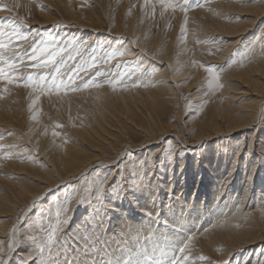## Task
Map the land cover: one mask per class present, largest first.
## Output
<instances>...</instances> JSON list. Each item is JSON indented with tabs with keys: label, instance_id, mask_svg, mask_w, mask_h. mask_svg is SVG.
<instances>
[{
	"label": "bare ground",
	"instance_id": "6f19581e",
	"mask_svg": "<svg viewBox=\"0 0 264 264\" xmlns=\"http://www.w3.org/2000/svg\"><path fill=\"white\" fill-rule=\"evenodd\" d=\"M9 1L14 4L21 5L24 8L29 7L26 0ZM46 1L48 6L52 8L48 7L49 9L47 11H40V15L42 16V20L40 21L54 22L58 19L57 14L61 15L62 11L68 14V19L71 23H76L78 24L76 27H80L82 30L91 32V36L101 32L106 33L107 29L104 27V25H106V27L109 26L118 32V35L128 36L131 42L132 39L135 42V38H137L139 44L143 46L140 48L144 51L148 49L150 53L157 52V54L148 55L150 58L149 60H152L154 65H152V68L147 71L148 75L146 76L145 74L146 78L143 83H146L144 84L146 86L143 85L138 89H132L130 92H127L128 94L123 93V96L107 85L92 87L90 89L88 88L89 90L83 89L81 91L72 94L69 93L68 95L63 96H52V94L47 93L46 95L40 94L41 96L38 100L34 101L31 106L33 107L34 105H39L41 109H39L34 115L30 116L31 120H29V115L27 116L25 112V110H31L30 106H27L24 110L21 109L20 103L25 106V104H27V100L32 98L31 95L35 94L33 95L34 97L39 95L38 93L36 94L30 88L21 86L16 94H13V89H11V91H9L10 94L6 99H0V129H11L14 133L16 132L21 135L24 138L21 142H23V145L25 144L27 147L22 148L20 145V150L18 149L19 151H17L22 152L23 150L38 149L37 146H41L43 149L48 151V153L47 151L44 152L45 157L41 156V153L40 157L44 160L41 163L42 166L39 167H33L30 161L23 162L19 159L25 156L21 153H18L17 155L14 154L16 157L11 158L9 162H3L4 166L1 169H4V171H7L5 168H11V172L13 171L15 174L18 173L20 174L19 176H21V174H25L26 177H22V180L17 183L3 180L5 178H2V180L0 179L3 183V188L1 187L2 189L0 190V242L6 244L8 242L7 240L12 239L11 237L13 235V238L15 236V245L17 246L19 243L20 247L22 246L23 249L27 250L28 248L25 244L26 238L23 233L24 226L27 225L32 217L30 215L29 218V214H31L33 210H31V206H35L38 199H41V197L43 198L46 193L48 194V190L51 189V187L54 189L58 186V184L63 182L68 183L79 179L82 180L85 174L91 173L97 168L100 169L105 162L114 165L117 161H123L121 164L123 166L122 175L125 176L127 171L125 173L124 168L126 167L127 170V162L130 159L131 162H135L134 158H137L136 156L134 157V151L140 149L141 146H150L153 142L160 141L161 144L154 149L155 151L152 153V157L150 159L152 162H154V160H158L157 158L159 157L162 159L165 151H167L166 139L168 138L167 140L172 141L171 144L173 145L171 147L173 149L171 154L172 157L169 158H175V155H178L181 158L179 173L183 172V176L186 177V182L184 178L183 182L190 185L192 180L190 177L187 178L188 174L190 175V171L187 172L186 169L187 158L192 157L189 154L196 152L197 155L199 154V156L196 157L197 159L200 157L203 159L204 157L205 161L203 160L200 162L201 160H198L194 165V171L196 173L198 170L203 174L208 172L207 176L203 177L202 174V176L196 180L194 193L197 197L202 195L204 198L201 200L209 198L208 196L210 195V191H213L215 184H218L220 188L223 187L220 194L221 197L226 195L227 192L232 194L234 193L235 196L238 192V177H240L238 174L236 176V173L239 170L236 167L238 156L241 160L246 154L245 160L252 164V169L248 175V179L242 186L243 191L240 199L237 202H230L225 205L224 209L218 213L217 217L214 218L212 222L204 225V228L201 225L200 230H196L192 233L194 234V238L192 239L189 247L193 250V252L198 254L200 257V253H203L204 257H206V259H203L204 262L210 263L212 262L211 259H215L216 261H219L218 264H224L225 262H227L225 264H232V258H238L239 255H237V253L240 251H256L259 253L260 250L264 249V200L256 203L254 199L251 197L249 198L251 189L254 186L253 181L256 179L255 172L257 166L262 165V169H264V108H262L264 104V56L259 57L257 55L256 58L245 64L244 67L238 66L224 71V74L222 75L225 76L227 74L228 81L222 92H229V95L231 94L230 92H232V95L229 96L228 100L224 103H212L208 109L206 117L203 118L205 120L197 116L191 117L189 114L188 116H185L184 111H187V108H184V105L176 104L177 108H171L172 101H180L183 89L191 91L194 88H198L199 90L195 91L190 96L197 95V99H201V94L203 93L206 85L203 81L206 77L205 71L202 69L203 67L200 68L192 66L186 58L187 55L183 56L182 53L178 54L179 51H182L181 49L184 46L186 47V43L183 41L186 40L193 42L194 39L192 33H196L200 38L206 37L207 39L214 41V43L217 42L218 45H220H217L219 47L217 48L219 52L214 51L217 53L215 56H208L205 54L202 57L205 58L207 65L214 62L215 64L219 63V66L222 65L224 61L233 56L234 52L237 51V46L253 29V27H256L260 22L264 21V0H194L196 3H202L203 7L189 10L186 14V24L185 13L179 7L176 8L175 12L171 9L163 11L157 0H150V3L147 6L142 4L144 0H137L136 8H134V11L131 13H125L123 11L125 6L128 5L127 3L134 4L133 1L135 0H123L124 4L122 7L114 9V7L111 6L112 8L110 9V14L105 17L107 19L102 17L101 13L97 11L98 7L95 8L93 6L94 3L88 8H85V10H79L73 5V0H71V2L68 0ZM94 1L98 3V6L102 5L103 7H106L111 5V2H109L110 0ZM152 4H156L155 10L160 12L159 15L161 17L159 16L158 18L162 21H165L169 18V16H171L169 19L172 22V25L169 26L170 28H166L165 30L164 28H158L156 18L150 17L151 15L149 16V14L145 16L144 13L143 15H141L142 13L139 14L141 11L144 12L147 9L150 10ZM162 12L163 15H161ZM113 13H115V15L110 17ZM182 28H185V33L187 32L185 37L180 35L182 34ZM250 34L251 33H249V35ZM260 40L264 41V25L263 28L260 29L259 34L252 36L248 41L249 43L244 44L243 46L250 45L255 51L260 49V51H263L264 53V47L255 49L256 43ZM167 41H169L168 44L163 46V44ZM214 46L216 47V45ZM127 47L131 49V51L129 50L130 52H128L130 55L137 53L130 42L127 44ZM187 48L189 47L187 46ZM210 48L212 49L211 46ZM203 52H205V50ZM136 56L138 55L128 57L129 59H137ZM162 64L166 65L165 69L161 66ZM253 73H255L254 75L260 74V76L257 75L254 77ZM186 76L191 77V80L187 84L183 83L184 85L181 86L179 81L184 79ZM235 80L238 81L234 83ZM240 81L242 82V86H239ZM59 94L57 93L56 95ZM92 95H98V98H96L98 100L97 103L98 105L104 107L103 110H98L97 112H95V110L91 111L95 114H93L90 119L86 117V122H83L82 124L76 123L77 126L70 124L68 129H70L72 134L69 138L67 137L69 140L64 144V146H59L55 143L51 138L52 136L50 137L46 131L42 134L41 139L38 137V139H40V143L33 142L34 144H27L26 137L29 136L27 134L35 132L36 130L42 132L46 121L48 118L50 119L53 114H55L58 119L59 116L63 118L60 120H68L70 115L72 113L74 114L75 111L77 112L81 106L88 107V104L94 99L92 98ZM110 97H112L114 103L122 100V102L118 104L120 109H116L113 106L108 107L107 101ZM237 98H242V101L238 104L236 103L238 102ZM10 100L12 101L9 102ZM7 103H9V105ZM117 111L118 114L122 113L127 117V122L131 123L130 127L120 125L115 120L113 115H117ZM50 114L52 115L49 116ZM174 114L178 116L176 118L177 122L173 121V118L171 117V115L173 116ZM33 116H35V119H32ZM183 116H185L184 124L187 125V130L183 128L184 126L180 125V121L183 119ZM78 117L80 118V116ZM261 117H263V120ZM69 123L70 122L67 124L66 122L63 124L64 126H69ZM253 128L255 134H252L254 132L248 131V129ZM131 129L140 130L143 137L139 140L131 139L132 135L128 134ZM242 130H244L243 133ZM24 133L26 136H23ZM247 133L249 137L247 150V146L240 149L243 150L242 154H239V150V152L234 156L235 158H233L229 170L226 173H224V167L221 166V160L224 156H230L231 158L233 155L232 149L225 151L222 155L216 156L213 163L211 159L213 155H206L200 152L202 143V150L206 147L209 152L211 151V148L212 152L219 151L226 149L227 142L233 140V136L241 135V137H243L241 139L242 141L247 138ZM220 136H223L224 138H222L219 142L213 143L209 148V144L206 140H212ZM260 137L263 139H260ZM74 138L76 140H74ZM188 138L191 139L190 144L187 142ZM237 139L240 138L237 137ZM242 143H244V141ZM187 144L189 146H185ZM195 145H197L198 149ZM10 148L12 151V145ZM256 148L258 156L255 153ZM1 153L3 154V151H1ZM11 153L13 154V152ZM23 153H26V151ZM27 155H29L28 151ZM145 157L147 158V155H145L142 160L140 159L137 164L144 163ZM166 159L167 158H165L164 161L162 160L159 162L157 168L162 169L165 166ZM202 163L205 168H202ZM154 168L155 165L149 167V175H152ZM143 170L144 169L142 168L138 174H142ZM102 171L106 170H98L95 174L92 172L91 176L94 175L97 177ZM222 173L223 178L221 177L222 179L218 182L217 178L220 177ZM10 174L11 173L9 172V175ZM136 182V180H132L129 185L128 181L126 182V180H124V186L126 185L127 189L125 194L128 193L127 196L131 199V201H127V206L129 205V207H127L126 213L129 214L132 204L136 207V209L138 208L137 210L139 212L150 213V206L148 203L149 199H145V196H148V186L146 183ZM189 185H187L186 188H189ZM228 186V190L224 191V189ZM151 187L154 190L152 193L153 198L156 199L158 196V188L155 186V182L152 183ZM259 187L262 188V184ZM91 188H95V186H92ZM159 190L161 189L159 188ZM131 192L134 193L131 194ZM220 195L217 198H219ZM229 195L230 194H228V196ZM262 195L264 196V193ZM174 197L177 198L176 196ZM76 198L77 199H75V201L78 200L79 196H76ZM215 198L216 196L213 197V199ZM119 201H121V199ZM224 202L225 201H223L222 204ZM199 203L200 201H198V204ZM202 203L203 202H201L199 206H202ZM205 203H207V201ZM110 209L114 208L112 207ZM18 212H21L20 218L13 223L10 229L9 225L14 221V216ZM27 214L28 216H26ZM126 218L127 216H124L122 221L119 220V223H123V221L124 223L128 222ZM23 219V225H21L18 230L16 228L13 233L15 225ZM178 219L183 220L184 218L178 217ZM24 223L26 224L24 225ZM200 224L201 222H199V225ZM77 228H79V226ZM106 241L105 243L108 242ZM104 246L106 248L107 245L104 244ZM11 254L12 251H6L7 257H11ZM19 255L24 254L20 253ZM248 255L249 254H246V257H248ZM94 256L96 257V255ZM57 257L59 256L57 255ZM230 257L231 259L228 261V258ZM247 261L248 260L245 258L243 261H236L235 264H249L250 260L248 262ZM38 263L40 264V262ZM252 264H264V254L259 259L255 258L254 261H252Z\"/></svg>",
	"mask_w": 264,
	"mask_h": 264
},
{
	"label": "rangeland",
	"instance_id": "374dc122",
	"mask_svg": "<svg viewBox=\"0 0 264 264\" xmlns=\"http://www.w3.org/2000/svg\"><path fill=\"white\" fill-rule=\"evenodd\" d=\"M26 1L28 2V5H29L28 8H24L21 5L14 4L13 2L11 3L9 0H0V4H2L5 7V10L0 11V22H3L5 24H7L9 20L17 22L23 25L21 30L28 36V39L26 41L17 42L18 44L21 45V47L18 48L17 51H19L20 53H24L25 51L30 50L33 45L41 46L42 42L46 41L47 36L49 34L53 36L63 37V39L59 42L57 47L58 48L63 47V48H66L67 50L64 53H62L61 56H58L56 58L55 64H50L47 68L29 67L28 65L37 63V61L29 60L27 56H24L23 57L24 62L17 65V76L18 77L23 78L29 74H33L35 78V75L37 74L46 73L48 75V79L50 82L51 78L56 75L55 68L60 67L61 69L60 75L62 77H64L65 79L69 75H72L74 77L75 84H73L71 87L75 88L77 85L82 86L85 82L90 81V78L94 75V73L99 70V71H103L107 73L108 75L96 77L95 82L102 83V86L107 85L108 87L113 89L111 84L105 82L107 80L116 79V77L113 74L131 72L132 70H137L135 72V75H132L130 79L127 76H125L122 81L117 83L115 90L119 92L120 94H122L123 96V93L128 94L127 92H130L132 89H138L140 88V86H143L144 84H146L143 82L146 76L148 75L147 71H149L150 68H152V65H154L152 63V60H149L150 58L148 55L150 54L156 55L157 52L150 53L149 50L146 48H145L146 51H144L142 48H140L143 46L139 44V41L137 40V38H135V42L133 41V39L131 42L128 36L126 37L124 35H118L119 34L118 32H116L114 29H112L109 26L106 27V25H104V27L107 29L106 33L101 32L99 34L97 33L98 35L95 34L94 36H91L92 35L91 32L82 30V28L80 27H76L78 26V24L76 23H71V21L68 19V14L62 11H61L62 13L61 15L57 14L58 19L55 20L54 22H43V21H40L42 20L40 11H43V10L47 11L49 8H52V7L48 6V3L46 0H26ZM68 1L71 2V0H68ZM109 2H111L110 3L111 5L103 7L102 5L98 6V3L94 0H73V5L79 10H85V8H88L94 3L93 6L95 8L98 7L97 11L100 12L102 17L105 18L110 14V9L112 7L116 9L118 7H122V5L124 4L123 0H114V1L110 0ZM133 2L134 4L127 3L128 5L125 6L123 12L125 13L133 12L134 8H136L137 0ZM142 4H145V0ZM127 6L130 10L127 8ZM151 8L152 7H150V10L147 9L144 12L141 11L139 14L142 13L141 15H143L144 13V16L149 14V16L151 15L150 17L156 18L158 28H161V29L164 28V30L166 28H170L169 26L172 25V22L169 20L171 16H169V18L166 17L167 19L165 18L166 20L162 21L160 18H158L160 16L159 15L160 12L155 10L154 11L155 14H151L153 13V8L152 9ZM8 9H11V11H9ZM113 15H115V13L110 15V17ZM263 25H264V21L260 22L256 27H253V29L249 32L251 34L249 35L248 33L245 36V38H243V40L237 46V51L234 52L231 58L224 61L222 65L219 66V63L215 64V62L208 64V65H214V64L216 65V68L219 72V77H220L219 83L222 85V87L210 89L207 83L208 74L205 72L206 77L204 78L203 81L206 83V85H205V89L203 90V93L201 94L202 96L201 99H197V95L190 96L192 93L199 90L198 88H194L191 91L183 89L184 92L183 91L181 92L180 101L178 100L172 101L171 108L176 107L178 104L184 105V108H187V111L185 109H184L185 111L183 110L185 116H188L189 114V116L191 117L197 116L203 119L206 117L208 109L210 108L212 103L215 104L218 102H222V103L226 102L229 96L232 95V92H230L231 93L230 95H229V92L228 93L222 92L225 89L224 87L226 86V83L228 81L227 74L225 76L222 74H224V71L230 68H233V67H238V66L244 67L245 64H247L248 62H251L254 58H256L257 55L259 57L264 56L262 55L264 54L263 51H260V49L255 51L254 48H252L250 45L243 46L244 44L249 43L248 41L250 40L252 36L259 34L260 29L263 28ZM186 33H182L180 35L182 37H185ZM192 34H193L194 41L189 42V41L184 40L183 42L186 43V47L184 46L181 49L182 51H179L178 54L182 53L183 56L187 55L186 58L188 59V61L190 62L192 66L201 68L207 65L205 58L202 56L205 54L208 56L209 55L215 56L217 54L215 52H219L217 48H219L218 46L220 45H218L217 42L214 43V41H211V39H207L206 37L200 38L199 35H197L196 33H192ZM73 39L76 41V44L69 45L68 42ZM117 40H119L120 42ZM129 42L134 47V50H136L137 52L133 54V55H138L136 56L137 59H134V58L129 59L128 56L132 57L133 55L127 54L122 57H117L109 61L108 63H103V60L106 58L105 54L111 51L112 49L122 48V50L127 49L126 50L127 53L130 52L131 49L127 47V44ZM168 42L169 41L165 42L163 46H166ZM214 45H216V47ZM187 46L189 48H187ZM210 46L212 47V49L210 48ZM262 47H264V41L260 40L259 42L256 43L255 49L262 48ZM204 50L205 52H203ZM69 53H72L75 59L71 61H67L66 64L61 66L60 61L62 59L66 60ZM92 57L96 58V67L89 69L87 72L77 71V69L80 67L82 63H84L85 61H90ZM161 66L165 69L166 65L162 64ZM202 69L204 70V67ZM254 74L255 73H253L254 77L258 75V74L257 75H254ZM258 76H260V74ZM190 80H191V77L186 76L184 77V79L179 81V84L181 83V86H182L184 84H187ZM237 81L238 80H235L234 83H236ZM241 83L242 82L240 81L239 86H242ZM21 86H17L16 82L12 84H6L5 82L0 81V94L2 96V98L0 99H3V98L6 99L7 96L10 94L9 91H11V89H13V94H16L18 92L19 87ZM5 87L9 89L8 92L2 91V89ZM92 87L94 86H91L90 84V86L87 87L86 89L84 87H80L79 90H76V91H72L71 88L66 89V90H61L58 92L57 91H46L41 95H46L47 93V94H52V96H63V95H68L69 93L72 94V93L81 91L83 89L89 90ZM33 92L36 94L38 93V91H33ZM57 93L58 94L60 93V94L56 95ZM28 94H31V93H28ZM33 95L35 94L31 95L32 98L29 99L30 102L29 100H27V104H25V106H23L24 104L20 103L21 109H24V110L26 109L27 106H30L31 110H25L26 115L27 116L29 115L28 116L30 118L29 120H31V117H30L31 115H34L35 113H37L39 109H41L39 105H34L33 107L31 106V104L34 103V101L38 100L37 96L39 97L41 96L39 94L33 97ZM97 96L98 95H92V98L94 99L91 101V103L88 104V107L87 106L82 107L80 104L82 108L79 106L80 109L77 111L78 113L76 111L74 112V114L72 113L73 115L71 114L68 120L63 121V120H60V119H63L62 117L59 116V119H58V117L55 114L53 115L50 114L49 116L51 115L52 116L50 117V119L48 118V120L46 121L44 130L42 132H39L38 130H36L35 132L27 134L29 135L27 136L28 138L26 137L27 144H32L33 142L40 143L42 134L45 133L46 131V133L50 135V137L52 136L51 138L54 140L55 143H57L59 146H64V144L69 140L68 138L72 134L70 129H68L70 127V124L76 125V126H77L76 123L82 124L83 122H86V117L90 119L93 116V114H95L94 112H91V111L95 110V112H97L98 110H103L104 107L98 105L97 103L98 102V100L96 99L98 98ZM95 99H96V102H95ZM237 99H238L237 100L238 102H236L237 104L240 101H242V98H237ZM11 101L12 100H10L9 102ZM113 101L114 100L112 99V97L108 98V101H107L108 107L113 106L116 109L117 108L120 109V106L118 107V104L122 102V100L117 101V103H114ZM7 104L9 105V103ZM262 108H264V104ZM116 113L117 115H113L115 120L120 125H123L125 127H130L131 123L127 122V117L120 112H119L120 114H118V111ZM176 115L175 114L173 116L171 115V117L173 118V121L175 122H177L176 118L178 117ZM78 116H80V118ZM185 116H183V119H181L180 125L184 126L183 128L187 130V125L184 124ZM261 118L263 120V117ZM81 119H84V120H81ZM66 122L67 124L68 122H70L69 126L66 125L67 127L64 126ZM57 125H59V127H57ZM243 131L244 130H242V133ZM248 131L254 132V128L248 129ZM55 132L57 133V135L54 136L53 133ZM128 134L132 135V138L131 137L130 138L133 140H139L143 137L142 132L140 130L131 129V131ZM252 134H255V132ZM246 135H247L246 136L247 138L243 139L242 141L241 139L243 137H241V135L233 136L234 137L233 140H230L227 142L226 149H222V150L214 151V152H212V148L210 152L207 150L206 147H204L202 150V145H203L202 143L200 147L201 148L200 152L206 155H209V154L211 156L213 155L211 157L212 163H213L216 159V156L222 155V153H224L225 151L232 149L233 150L232 157L230 158V156L228 157L224 156L221 160V166L224 167V171H225L223 172L226 173L229 170V167L232 163L233 158H235L234 156L239 152L240 149H242V147L245 148L247 144H249L248 133ZM23 136H26L25 133L23 134ZM0 137H2V139H0V145L5 146L4 147L5 149H3V154L0 151V157H3V158H0V164H1L0 165V170H1L0 179L1 180L2 178H5L3 180L12 181L13 183H17V182H20V180H22V177L23 178L26 177L25 174H21V176H19L20 174L18 173L15 174L13 171L11 172V168L10 169L5 168L7 169V171L6 170L4 171V169H1L4 166L3 162L7 163L9 162L11 158L16 157L14 156V154L17 155L18 153H21L25 155L19 159H21L23 162L30 161L33 167L42 166L41 163L44 159H42L40 155L42 153L41 156L45 157L44 152L47 151L46 149H43L41 146H37L38 149L35 148L36 150L31 149L32 151L31 150L22 151V148L26 147V145L25 144L23 145V142H21L22 140H24V138L21 135L17 134L16 132L14 133V131L11 129L9 130L0 129ZM38 137L40 139H38ZM237 137H239L240 139H237ZM262 137H260V139H263ZM222 138L224 137L220 136L212 140H206V142H208L209 148H210V146L213 143L219 142ZM167 139H166L167 151H165V154L162 157V159L161 157H159L160 160L159 158H157L158 160H154V162H152V160L150 159L152 157V153L155 151L154 149L158 147L159 144H161L160 141H155L150 146H141L140 149H138L137 151H134L133 152L134 157L136 156L137 158H134L135 162H131V159L127 162V167H128L127 170H126V167L124 168V172L126 173L127 171V174L125 176L122 175L123 166L121 164L123 161H117V163H114V165L105 162V164L101 166L102 168L100 167V169L97 168L95 171H92L93 174H95L96 172H98V170H101V169L106 170V171L100 172V174L97 173L98 174L97 177L94 175L91 176L92 175V172H91V173L85 174L82 180L79 179L77 181H72L68 183L63 182L61 184H58V186H56L54 189H52L51 187V189L48 190L49 191L48 194L46 193L47 195L45 194L43 198L41 197V199H38L36 201L35 206H31L32 207L31 210L33 209L31 214H29V218H30V215L32 216L31 220L27 223V225H25L26 223H24L25 226H24L23 234L25 235V238H26L25 244L28 249L25 250L22 248V246L20 247L18 242H17L18 245L16 246L15 245L16 243L14 241L15 236L13 238V235L11 237L12 239L7 240L8 242L6 244L5 243L3 244L2 242H0V247H3L4 249L2 258L6 261V264H39L38 262H40L39 260L40 258L37 255V249L38 247H40V240L38 239L37 241L34 242L30 240L29 237L32 235H37L38 237L42 236L43 234L38 232L42 214L45 213V210L54 208L55 205L63 204L65 201H70V203L68 204V208L70 212H68V224L64 228L63 232L60 233V236L63 238L61 240L62 247H60V250L58 252L54 251V254L51 256H48L47 254H45L44 255L45 264H84V263L85 264H99V263L109 264V262L113 258H120V257H123L126 261L130 257L133 261V264H135V260L138 258L141 260H144L145 264H151V262L147 261V256L144 253H142L141 251L142 249H144L145 247L148 248L149 249L148 254H150L153 244L159 241L164 236H167L169 239H176L177 234H179L180 239L182 240L185 239L188 235H192L194 231L200 230L201 225L204 228V225H207L209 222H212L214 218L217 217L218 213L224 209L225 205L229 204L230 202L232 203L237 202L240 199V196L243 191L242 186L245 184L246 180L248 179V175L252 169L251 167L252 164L248 162L247 160H245L246 154L243 156L241 160L239 156L237 158L236 167L239 170L237 171L236 176L238 174L240 175V177H238L239 178L238 185H237L238 192L236 193V195L234 196V193L232 194V193L227 192L226 195L221 197L220 194H221V191L223 190V187L220 188L218 184H215L213 191H210V195L208 196L209 198L201 200L204 197L202 195L197 197L194 193V188L196 185V180L200 178L203 173H201L199 170L196 173L194 171V165L198 160L199 161L201 160L200 162H202L204 160V157L203 159L201 157L197 159L196 157H198L199 154L197 155L196 152H193V154L188 153L190 156H192V157L187 158V168L186 169H187V172L190 171L189 172L190 175L188 174L187 178L190 177L192 179V180L190 179L191 182L189 185L188 183H185L186 177L183 176V172L179 173L181 158L178 155H175V158L173 157L172 159H170L172 157L171 154L173 152V149L171 147L173 145L171 144L172 141L167 140ZM74 140L76 139L74 138ZM243 141L244 143H242ZM187 142H189L188 144H190L191 139L188 138ZM188 144L185 146H189ZM11 145L13 149L12 151H11V148L8 147ZM20 145L22 147L21 148L22 152H18L20 150ZM195 147H197V145H195ZM247 148L248 146L246 147V150ZM5 150H7L8 152ZM256 150L257 148L255 149V153L258 152ZM25 151L26 153H23ZM27 151L29 152V155H27ZM11 152H13V154ZM242 152L243 150H240L239 154H242ZM9 153L12 154L11 158H8ZM145 155H147V158L145 157L144 163L137 164V162H139L140 159L142 160ZM163 158L164 159L167 158L165 166L162 169L157 168V166L159 165L158 163L161 162L162 160L164 161ZM149 165L150 166L155 165L154 172H152V175H149L150 174ZM201 165H202V168H205L203 167V163ZM112 166L113 167L116 166L117 168L115 167L116 168L115 169ZM142 168L144 169L143 173L138 174V172ZM9 172L11 173L10 175H9ZM207 175H208V172H205V174H203V177ZM222 175L223 173L221 174L220 177L217 178L218 182H220V180L223 178ZM183 178L185 182H183ZM255 178L256 179L253 181L254 186L251 189L249 198L251 197L252 199L255 200L256 203H258L264 200V196L262 195L264 193V169H262V165L257 166L256 172H255ZM1 180H0L1 182L0 190L3 188L2 187L3 183ZM119 180H122V181H119ZM124 180H126V182L128 181L129 185L132 180H136L138 183L143 182L147 184L148 196H145V199L146 200L149 199L148 203L150 206L149 207L150 213L139 212L137 210L138 208L136 209V207L133 204L130 207L129 214L126 213L127 207H129V205L127 206V203L131 201V199H129V197L127 196L128 193L125 194L127 189H126V185L124 186ZM154 182H155V186H157L158 188V196L156 199L153 198L152 193L154 190L151 187L152 183ZM261 184L263 186L262 188L259 187ZM101 185H103L102 192L99 191ZM187 185H189L190 187L186 188ZM92 186H95V188H91ZM159 188L161 190H159ZM228 188L229 186L226 187L224 191H227ZM133 193L134 192H131V194ZM228 194L230 195L228 196ZM97 195L100 196L101 200L103 201V204L97 201L96 199ZM219 195L220 197L217 198ZM76 196H79L77 201H75V199H77ZM174 196H176L177 198H175ZM212 196L213 197L216 196V198L213 199ZM117 198L119 200L121 199L123 203L119 201ZM39 200H40V203H39ZM198 201H200L199 204H198ZM206 201L207 203H205ZM223 201L225 202L222 204ZM201 202H203L202 203L203 205L199 206ZM112 207L114 209H110ZM20 213L21 212H18L15 214L14 221L9 225L10 229L13 223L17 219L20 218ZM26 216H28V214ZM124 216H127L126 219L128 220V222L124 223L123 221V223H119V220L122 221ZM178 217H183L184 219L179 220ZM23 222H24V219L19 221L13 229L16 230L17 228L18 230L20 226L23 225L22 224ZM199 222H201L200 225H199ZM78 226L79 228H77ZM148 237H151V238H148ZM105 241L107 243H105ZM104 244L107 245L106 248ZM9 245H13V246L10 248ZM28 250L30 253L28 252ZM190 250L192 252L190 253L189 259L192 262V264H214V263L218 264L219 262L211 258L210 259L212 260V262L210 263L204 262V260L199 259L200 256L194 253L191 248ZM6 251L7 252L12 251L11 257L6 256ZM101 252H106V253H101ZM20 253L24 255H19ZM100 254H103V255H100ZM200 254L201 256L204 257L203 253H200ZM246 254H249L248 257H246ZM263 254H264V249L260 250L259 253L256 251H253V252L252 251L251 252L240 251L239 253H237L239 257L238 258L233 257L231 263L235 264L236 261L240 262L246 258L248 261L250 260L249 264H252V261H254L255 258L256 259L261 258ZM57 255L59 257H57ZM94 255H96V257ZM61 257H63L64 259ZM155 259L156 257H153V260ZM230 259L231 257L228 258V261H230ZM220 264H223V263H220Z\"/></svg>",
	"mask_w": 264,
	"mask_h": 264
},
{
	"label": "snow or ice",
	"instance_id": "6c2138e0",
	"mask_svg": "<svg viewBox=\"0 0 264 264\" xmlns=\"http://www.w3.org/2000/svg\"><path fill=\"white\" fill-rule=\"evenodd\" d=\"M160 7L163 11H168L171 9L175 12L176 8H180L185 13V24L187 23V12L193 8L203 7L202 3H196L194 0H157ZM150 3V0H145V5L147 6ZM153 8V14L156 4L151 5ZM5 10V7L0 4V11ZM11 11V9H8ZM163 15V12L161 13ZM23 25L9 20L7 24L0 22V81L5 82L6 84H12L16 82L17 86H23L25 88H30L33 91H38L39 94H43L46 91H61L71 88L72 91L79 90L80 87L87 88L90 86L101 87L102 83H96V77L98 76H106L107 73L103 71H96L94 75L90 78V81L85 82L82 86L77 85L75 88L71 86L75 84V79L72 75L67 76L65 79L60 75L61 69L60 67L55 68L56 75L51 78L49 82L48 75L46 73H40L35 75L29 74L23 78L17 76V65L24 62L23 57L27 56L29 60L37 61V63L28 65L29 67L39 68L44 67L47 68L50 64L56 63V58L61 56L67 49L63 47H57L59 42L63 39L60 36H53L49 34L47 36L46 41L42 42L41 46L33 45L30 50L25 51L24 53H20L17 51L18 48L21 47L18 44V41H26L28 36L21 30ZM182 33H185V28H182ZM69 45H75L76 41L70 40L68 42ZM75 50V49H74ZM30 52V54H29ZM129 53L126 50L122 49H112L107 52L106 58L103 60V63H108L109 61L117 58L125 56ZM75 57L72 53H69L66 60L62 59L60 61L61 66L66 64L67 61L74 60ZM96 67V58L92 57L90 61H85L80 65L77 71L87 72L89 69ZM205 72L208 74V86L210 89L220 88L222 85L219 83V72L214 65L203 66ZM137 70H132L131 72L124 73H115L113 74L116 79L107 80L106 83L112 85L113 90L116 88V84L119 83L127 76L129 79L132 75H135ZM3 92H8L9 89L7 87L2 89ZM2 98V96H0ZM39 96H37V99ZM35 119V116L32 117ZM59 127V125H57ZM53 135H57V133H53ZM2 139V137H0ZM4 145H0V151H3ZM11 147V146H8ZM11 153L8 154V158H11ZM3 158V157H0ZM100 192L103 191V185L100 186ZM96 199L98 202L103 204L100 196L97 195ZM70 201H65L63 204L55 205L54 208H50L45 210V213L42 214V218L40 221V226L38 228V232L43 235L38 237L37 235H32L29 237L32 241L40 240V247L37 249V255L40 258V264H45L44 255L47 254L51 256L54 254V251L58 252L60 250L61 240L63 239L60 236V233L63 232L64 228L68 224V204ZM151 215V214H149ZM15 231V229H13ZM151 238V237H148ZM194 238V234L188 235L185 239H180L179 234H177L176 239H169L167 236L162 237L159 241L155 242L151 248L150 254L148 248L142 249V253L147 256V261L151 262V264H192L190 261V243ZM11 248L12 245H9ZM3 247H0V264H6V261L2 258ZM153 257H156L153 260ZM199 259L203 260L206 257H199ZM109 264H133L132 259L126 261L123 257L113 258ZM135 264H145L144 260L136 259Z\"/></svg>",
	"mask_w": 264,
	"mask_h": 264
}]
</instances>
